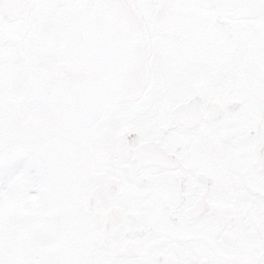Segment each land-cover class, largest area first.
I'll use <instances>...</instances> for the list:
<instances>
[{
  "label": "snow or ice",
  "instance_id": "snow-or-ice-1",
  "mask_svg": "<svg viewBox=\"0 0 264 264\" xmlns=\"http://www.w3.org/2000/svg\"><path fill=\"white\" fill-rule=\"evenodd\" d=\"M0 264H264V0H0Z\"/></svg>",
  "mask_w": 264,
  "mask_h": 264
}]
</instances>
